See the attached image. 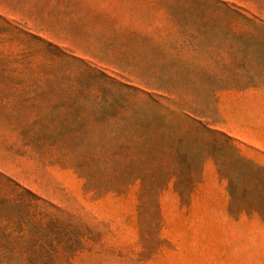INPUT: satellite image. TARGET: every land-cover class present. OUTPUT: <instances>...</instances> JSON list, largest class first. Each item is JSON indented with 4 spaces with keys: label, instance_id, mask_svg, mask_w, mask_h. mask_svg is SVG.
I'll list each match as a JSON object with an SVG mask.
<instances>
[{
    "label": "rangeland",
    "instance_id": "rangeland-1",
    "mask_svg": "<svg viewBox=\"0 0 264 264\" xmlns=\"http://www.w3.org/2000/svg\"><path fill=\"white\" fill-rule=\"evenodd\" d=\"M254 111L264 0H0V174L71 264H264V158L229 135Z\"/></svg>",
    "mask_w": 264,
    "mask_h": 264
},
{
    "label": "trees",
    "instance_id": "trees-1",
    "mask_svg": "<svg viewBox=\"0 0 264 264\" xmlns=\"http://www.w3.org/2000/svg\"><path fill=\"white\" fill-rule=\"evenodd\" d=\"M46 206L0 174V264H60L62 258V264H71L74 252L83 249L79 239L72 243V232Z\"/></svg>",
    "mask_w": 264,
    "mask_h": 264
},
{
    "label": "crops",
    "instance_id": "crops-1",
    "mask_svg": "<svg viewBox=\"0 0 264 264\" xmlns=\"http://www.w3.org/2000/svg\"><path fill=\"white\" fill-rule=\"evenodd\" d=\"M229 135L239 145L238 150L242 157L261 163L253 155L264 158V111L250 112L248 118L239 115L230 122Z\"/></svg>",
    "mask_w": 264,
    "mask_h": 264
}]
</instances>
